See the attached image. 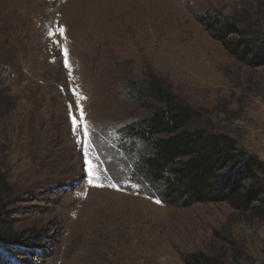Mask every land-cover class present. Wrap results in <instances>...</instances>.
<instances>
[{"label": "rangeland", "instance_id": "1", "mask_svg": "<svg viewBox=\"0 0 264 264\" xmlns=\"http://www.w3.org/2000/svg\"><path fill=\"white\" fill-rule=\"evenodd\" d=\"M209 18L264 38V0H0V173L22 238L0 245V264H184L191 252L264 264V220L156 203L131 183L137 156L120 139L147 119L137 90L153 74L199 112L194 126L264 164V64L228 55L199 22ZM69 105L91 145H78ZM85 150L105 186L88 184Z\"/></svg>", "mask_w": 264, "mask_h": 264}, {"label": "trees", "instance_id": "2", "mask_svg": "<svg viewBox=\"0 0 264 264\" xmlns=\"http://www.w3.org/2000/svg\"><path fill=\"white\" fill-rule=\"evenodd\" d=\"M199 22L239 63L248 67L264 64V38L214 18ZM137 91L138 97L149 103L147 119L125 128L120 139L125 152L137 156L130 181L139 193L172 208L225 203L240 214L250 213L264 220V164L240 150L228 135L194 126L200 119L199 112L176 97L158 76L150 74ZM138 143L144 148L138 149ZM14 195L0 173L2 247L15 248L22 239L12 230L9 208ZM182 261L227 264L203 252L187 253Z\"/></svg>", "mask_w": 264, "mask_h": 264}, {"label": "snow or ice", "instance_id": "3", "mask_svg": "<svg viewBox=\"0 0 264 264\" xmlns=\"http://www.w3.org/2000/svg\"><path fill=\"white\" fill-rule=\"evenodd\" d=\"M64 31H65L64 28L60 26L56 30H49L48 35L50 38L56 35H59L61 38H63ZM53 42L59 44V41H53ZM62 50H63L64 57H65L64 59L65 67L69 69V75L71 76V65L68 61L67 50L66 49H62ZM73 95H76L78 97L77 105L79 106V100L84 99V97L76 93L75 90H73ZM71 108L72 106L69 105V115L72 120L73 131L74 133L82 132L83 134L82 137L81 136L77 137L78 145H83L84 143L91 145V139H90L91 126L85 120L82 108L80 109L79 120H77L76 117L72 114ZM84 157H85V171H86V175L88 179V184L95 186V187L105 186L103 183L99 182V173L97 171L98 166L93 165V162L90 159L89 152L87 150H85ZM107 186L112 187V188H118L117 183H110ZM155 202L160 203L159 200H156Z\"/></svg>", "mask_w": 264, "mask_h": 264}, {"label": "bare ground", "instance_id": "4", "mask_svg": "<svg viewBox=\"0 0 264 264\" xmlns=\"http://www.w3.org/2000/svg\"><path fill=\"white\" fill-rule=\"evenodd\" d=\"M105 20H106V19H105ZM105 22H106V21H104V24H105ZM105 26H106V25H105ZM106 27H108V25H107ZM102 29H103V28H102ZM95 31H96V30H95ZM104 31H105V30H104ZM117 33H118V32H116V34H117ZM111 42H112V41H111ZM116 42H117V40H116Z\"/></svg>", "mask_w": 264, "mask_h": 264}]
</instances>
